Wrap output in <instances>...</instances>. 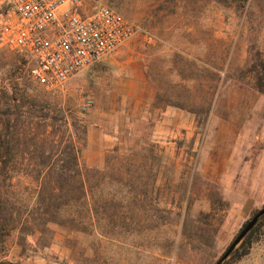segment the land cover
Instances as JSON below:
<instances>
[{"label":"rangeland","instance_id":"rangeland-1","mask_svg":"<svg viewBox=\"0 0 264 264\" xmlns=\"http://www.w3.org/2000/svg\"><path fill=\"white\" fill-rule=\"evenodd\" d=\"M103 5L139 32L56 90L0 49V113L72 134L99 194L115 196L96 205L111 219L51 225L42 244L14 231L0 264H217L264 206V93L251 70L264 62V0H84L87 12ZM20 168L13 182L30 177ZM256 226L248 253L237 257L249 234L222 264H264Z\"/></svg>","mask_w":264,"mask_h":264},{"label":"trees","instance_id":"trees-1","mask_svg":"<svg viewBox=\"0 0 264 264\" xmlns=\"http://www.w3.org/2000/svg\"><path fill=\"white\" fill-rule=\"evenodd\" d=\"M251 70L257 90L264 93V62ZM20 114L10 112V107L0 113V242L17 231L21 239L34 236L42 244L53 234L51 225L86 231L96 229L102 219L110 220L107 211L96 209V205L101 199L112 203L115 196L99 194L98 171L81 165L82 147L72 134L56 138V125L47 117L20 122ZM17 168L27 170L30 181L21 176L13 182L11 172ZM104 179L115 181L111 174ZM262 228L264 220L255 229ZM251 236L252 232L237 257L248 253Z\"/></svg>","mask_w":264,"mask_h":264},{"label":"built area","instance_id":"built-area-1","mask_svg":"<svg viewBox=\"0 0 264 264\" xmlns=\"http://www.w3.org/2000/svg\"><path fill=\"white\" fill-rule=\"evenodd\" d=\"M140 27L113 8L84 0H0V49L25 55L48 90L115 53Z\"/></svg>","mask_w":264,"mask_h":264},{"label":"water","instance_id":"water-1","mask_svg":"<svg viewBox=\"0 0 264 264\" xmlns=\"http://www.w3.org/2000/svg\"><path fill=\"white\" fill-rule=\"evenodd\" d=\"M264 216V206L247 222L241 229L238 235L235 237L230 247L225 251L217 264H222L226 261L235 251L237 246L243 241V239L249 234V232L258 224L260 219Z\"/></svg>","mask_w":264,"mask_h":264},{"label":"crops","instance_id":"crops-1","mask_svg":"<svg viewBox=\"0 0 264 264\" xmlns=\"http://www.w3.org/2000/svg\"><path fill=\"white\" fill-rule=\"evenodd\" d=\"M213 174H219L218 166L217 164L213 167Z\"/></svg>","mask_w":264,"mask_h":264}]
</instances>
